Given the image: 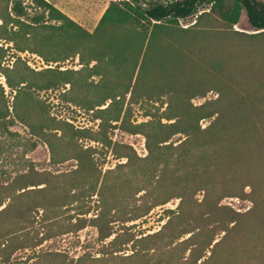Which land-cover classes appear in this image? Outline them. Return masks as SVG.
Instances as JSON below:
<instances>
[{"label":"rangeland","instance_id":"rangeland-1","mask_svg":"<svg viewBox=\"0 0 264 264\" xmlns=\"http://www.w3.org/2000/svg\"><path fill=\"white\" fill-rule=\"evenodd\" d=\"M46 1L91 32L109 0ZM9 7L10 0H0V113L6 109V118L12 121L8 128L15 135L0 133V183H8L30 166L34 181L42 183L24 191L15 187L0 189V209L5 206L0 211V264H194L188 259L201 253L211 237L212 242L225 237L216 264H264V228H250L264 222L261 197L257 210L224 236V231H218L204 216L207 208L205 211L197 204L185 207V203L182 208L195 217L193 224H184L192 232L174 237L179 228H168L160 235L148 236L161 231L167 219L175 216L179 202L173 197L131 218L150 199L139 196L143 191L134 193L147 181L145 175L150 168L142 159L147 153L142 133L155 131L158 120L170 122L163 114L166 97L155 94L159 86L152 87L167 78L150 68L144 75L141 71L138 78L136 68L131 79L125 66L117 70L100 63L90 68L94 61L88 58L97 41L72 39L46 26L61 21L47 18L46 12L43 24H32L25 17L22 23L16 22L10 19ZM202 8L207 10L204 4L198 7L200 11ZM26 11L33 15L40 10L29 5ZM193 22V17H187L179 24L186 27ZM199 25L216 31L226 28L212 17L202 19ZM232 29L255 32L243 12ZM104 34L114 35L111 30ZM212 37L214 42L208 44L193 39L188 48L190 58L176 57L178 68L171 78L189 76L217 84L218 78L204 62L218 56L232 73L235 68L237 77L232 79L244 89L264 81L263 41L245 46L231 35ZM249 46L258 51L256 55L249 52ZM174 47L185 50L179 45ZM225 72L232 74L227 68ZM4 75L12 87L7 86ZM220 76L227 80L223 74ZM113 93L118 96L105 99ZM216 96V90L211 89L190 101L198 105ZM209 119H200V127L206 126ZM143 123L146 125L139 126ZM30 129L34 135H30ZM262 129L264 126L258 125V130ZM181 137L173 134L163 143L174 145ZM128 151L133 153L129 159L121 156ZM163 152L169 156L174 153L170 149ZM2 171L7 172L6 176ZM248 191L245 187L244 192ZM150 194L160 195L157 189ZM201 197L202 192L197 191L193 201ZM218 204L238 213L254 205L248 194L225 197ZM97 225L109 235L101 238ZM191 233L188 243L192 246L179 243ZM210 246L200 260L209 254ZM195 264H200L199 260Z\"/></svg>","mask_w":264,"mask_h":264},{"label":"trees","instance_id":"trees-1","mask_svg":"<svg viewBox=\"0 0 264 264\" xmlns=\"http://www.w3.org/2000/svg\"><path fill=\"white\" fill-rule=\"evenodd\" d=\"M202 4L207 6V10L198 9ZM29 5L40 11L29 15L26 11ZM9 9L12 14L10 19L16 22L22 23L21 20L25 17L32 24L40 22L43 24L42 19L46 12L47 18L61 20L58 25L45 24L46 26L62 31L72 39L79 37L97 41L92 48V56L88 58L94 61L90 68L93 66L96 68L100 63H108L117 70L125 66L129 74L128 79H131L136 68L138 70L136 78L141 71L144 75L150 68L161 72L167 78L164 83L152 87L159 86L155 94L166 97L163 114L170 122L162 123L158 120L155 131L142 133L147 151L142 159L148 161L150 168L145 175L147 181L142 187H136L134 193L143 191L139 196L143 198L149 196L150 199L148 205L141 211H134L131 218L144 215L149 208L163 204L170 198H179V202L175 216L169 217L163 224L162 230L148 235L149 237L160 235L168 228L170 230L179 228L174 237L192 232L191 227H186L184 224L187 222L193 224L195 217L191 216L187 209L182 208L184 203L185 207L197 204L205 207V211L207 208L204 216L208 218L209 223L218 228V231H224L222 236L228 230L237 229L242 218L257 210V204L260 203L258 197L264 198V129L258 130V125L264 126V119L262 121L264 81L244 89V85L232 79L234 76L237 77L235 68L232 73L228 65L224 63L223 66V60L218 56H212L204 62V66L218 78L217 84L209 85L204 80L192 79L189 76L180 78H171V76L177 72L176 57L190 58L188 48L192 46L193 39L208 44L215 40L212 35L225 34L233 36L245 46L253 45L258 40L264 42V2L260 0H109L91 32L46 0H10ZM241 12L255 32L245 33L232 29ZM187 17H193L194 22L182 27L179 22ZM207 17L215 18L226 28L216 31L201 27L200 21ZM109 30L114 35L107 37L104 33ZM159 43L163 46L161 49ZM178 45L185 50L182 52L177 50L174 46ZM249 47H251L248 49L249 52L256 55L258 51L252 49L253 46ZM225 68L232 73V76L226 74ZM222 74L227 80L221 78ZM4 76L7 86L12 87L13 84L8 80L7 75ZM21 82L23 81L19 84ZM211 89L217 92L215 98L205 100L198 105L192 104L191 98L202 97ZM115 96L118 95L113 93L105 99ZM4 112H6L5 108L0 113V133L15 135V132L8 128L12 121L6 118ZM203 118L210 119L206 126L200 127L198 122ZM32 134L35 133L30 129V135ZM173 134L182 135L178 143L174 145L163 143ZM30 146H33V143ZM123 146L130 149L128 145ZM164 149L173 150L174 153L170 156L164 155ZM132 154L128 151L121 156L129 159ZM32 169L31 166L27 167V171L17 173L8 183H0V189L15 187L24 191L29 190L25 189L28 186L39 185L42 181H34L35 173ZM2 173L6 176L7 172L2 171ZM245 187L249 188L247 193L244 192ZM154 189L160 193L157 197L150 194ZM197 191L202 192V197L199 201H193V195ZM247 194L252 196L254 205L243 213L218 204L222 198H241ZM4 208L5 206L0 211ZM97 226L101 238L109 235V232L102 233L100 226ZM250 228L262 231L264 222L260 221ZM192 235L191 233L179 243L192 246L188 243ZM250 238L252 239L249 235L248 239ZM223 239L212 242L214 238L211 237L201 253L188 260L194 264L197 260L200 264H216V256ZM209 245H211L209 254L200 260ZM217 249L219 250L216 251ZM189 252L192 254L193 249Z\"/></svg>","mask_w":264,"mask_h":264}]
</instances>
